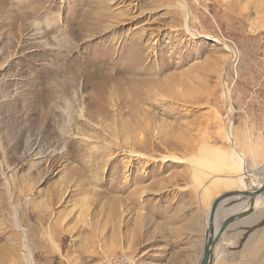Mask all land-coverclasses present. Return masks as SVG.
Segmentation results:
<instances>
[{
    "label": "rangeland",
    "instance_id": "rangeland-1",
    "mask_svg": "<svg viewBox=\"0 0 264 264\" xmlns=\"http://www.w3.org/2000/svg\"><path fill=\"white\" fill-rule=\"evenodd\" d=\"M233 149L261 176L264 0H0V264L27 247L34 264L199 263L211 203L238 188L196 160ZM241 220L214 264L264 224Z\"/></svg>",
    "mask_w": 264,
    "mask_h": 264
},
{
    "label": "bare ground",
    "instance_id": "bare-ground-1",
    "mask_svg": "<svg viewBox=\"0 0 264 264\" xmlns=\"http://www.w3.org/2000/svg\"><path fill=\"white\" fill-rule=\"evenodd\" d=\"M12 4V3H11ZM184 9V13H185V26H186V29L187 31L191 34V35H196L197 37L199 36L196 32L192 31L188 26H187V22L189 20V17H190V12L187 10V5L185 3L181 4ZM9 6V5H8ZM11 6V5H10ZM13 6V5H12ZM12 11V10H11ZM201 37V36H200ZM224 72L222 71V74ZM128 81V80H127ZM137 83V82H136ZM147 83V82H146ZM133 84V82H132ZM138 84V83H137ZM128 85V84H127ZM136 85V84H135ZM134 88V86H132ZM136 87V86H135ZM139 88V86H138ZM129 90V89H128ZM137 94L135 95L136 97L133 99V101H142L144 100V93L142 92H139L137 91L136 92ZM131 94H133L131 92ZM149 94V92H148ZM151 94V92H150ZM127 96V95H126ZM147 96V95H146ZM225 96H226V91H225ZM150 96H148L149 98ZM147 99V98H146ZM152 102V100H151ZM135 103V102H134ZM133 103V104H134ZM142 108V107H141ZM135 110V109H134ZM138 110V109H137ZM137 112V111H136ZM147 112V111H146ZM112 114V113H111ZM133 114V113H132ZM136 115V114H135ZM134 118V117H133ZM135 119V118H134ZM127 120V119H126ZM127 124V123H126ZM136 125V124H135ZM117 131V130H116ZM125 131V130H124ZM112 137V136H111ZM110 137V138H111ZM226 138H227V141L229 139H232L233 140V134H232V130L231 128H227L226 130ZM138 139V138H137ZM112 140V139H111ZM115 140V139H114ZM142 140V139H140ZM144 140V139H143ZM132 142H136V141H132ZM142 141H140L141 143ZM115 143V142H114ZM147 143V142H146ZM229 143V141H228ZM233 143V142H232ZM232 143H229L231 145H233ZM135 144V143H134ZM142 144V143H141ZM151 144V143H150ZM164 144V143H162ZM118 146V145H117ZM132 146V145H131ZM138 146V145H136ZM141 146V145H140ZM152 146V145H151ZM120 147V145H119ZM118 147V148H119ZM142 147V146H141ZM148 147V145H147ZM146 147V149H147ZM138 148V147H137ZM152 148V147H151ZM165 148V147H164ZM134 149V148H132ZM136 149V147H135ZM140 149V147H139ZM203 149V148H201ZM206 149V148H205ZM214 149V148H213ZM143 150V149H141ZM153 150V149H152ZM219 150V149H218ZM210 151L208 152V150H206V153L205 151L203 152L204 153V156H203V153L201 158L203 159H197L196 160V164L198 166V170L195 172V176L201 174V175H208L206 170H210L211 172H213V175L210 176V177H213V179L215 178H218L220 180V182L224 185V187L226 188H231V187H237L238 190L237 191H245V192H253L255 190H257L258 188H260L261 184L264 182V166H261L259 168V174H261V176H259L258 178H255L256 176L254 175V171H250L248 170V167L250 166L249 163L245 160L244 156L242 154H240L239 152H237V150L233 149V151L229 154H227L226 152L225 153H221V152H224V151ZM133 151V150H132ZM130 151V155L132 154V156H136L138 158H142L144 157L143 155L141 154H136L134 152ZM148 151V150H147ZM123 152V151H122ZM151 152V150H150ZM220 152V153H219ZM114 156V155H113ZM112 156V157H113ZM131 156V157H132ZM150 156V155H149ZM111 157V158H112ZM95 158V157H94ZM206 158L212 160L211 163H206ZM149 159V158H147ZM154 159V158H153ZM168 159H172L174 160L175 158L174 157H162V160H168ZM178 160V159H177ZM95 161V160H94ZM201 169V170H200ZM196 170V169H195ZM226 171V173L220 175V174H216L218 172H224ZM209 176V175H208ZM201 182V181H200ZM236 188V189H237ZM7 189V188H6ZM5 190V189H4ZM9 190V189H8ZM9 193V192H8ZM10 195V193H9ZM221 195V194H220ZM219 196V195H218ZM217 196V197H218ZM216 197V198H217ZM215 198V199H216ZM130 199V198H129ZM214 199V200H215ZM213 200V201H214ZM230 201H224L221 203V205H223L225 203L228 204V202H234L233 204L230 203V205L227 206V208H224L223 211H220L221 214H217L218 212V209L221 205L218 206V209L216 211V214H215V217H214V223H213V233L214 235L216 234L217 230L219 229L220 227V224L222 222V220H224L226 217L234 214V213H240V212H243L245 210H247L248 208V198H231L229 199ZM253 203H254V207L256 209L253 208V212L254 210H258V213L256 214V217L255 218H252L250 220H246L248 221V223H251V222H255L260 216H262L264 214V193L262 194H259L257 196L254 197L253 199ZM212 204V203H211ZM210 208H211V205L209 207V210H208V214H207V219H206V228H208V216H209V212H210ZM140 209V208H139ZM222 210V209H221ZM252 212V213H253ZM251 213V214H252ZM250 214V215H251ZM254 214V213H253ZM13 220V223L15 225V227L17 229H21L20 225L18 224L17 220L15 219V217L12 219ZM21 231V230H20ZM24 232V231H23ZM27 244V243H26ZM204 245V243H203ZM56 246V245H55ZM216 246V245H215ZM26 247V246H25ZM203 248V246H201ZM216 247L213 248V258H212V264H214V250H215ZM57 251H59V249L57 248ZM202 252V250H201ZM26 264H34L33 260H32V257H31V253H30V250L28 249L27 247V254H26ZM199 259H201V255L199 257ZM183 263V261H182ZM181 263V264H182ZM198 263V261L196 262ZM195 263V264H196ZM198 264H201L200 263V260H199V263Z\"/></svg>",
    "mask_w": 264,
    "mask_h": 264
},
{
    "label": "water",
    "instance_id": "water-1",
    "mask_svg": "<svg viewBox=\"0 0 264 264\" xmlns=\"http://www.w3.org/2000/svg\"><path fill=\"white\" fill-rule=\"evenodd\" d=\"M264 193V182L261 184L260 188L253 192H245V191H229L221 194L218 196L211 204L209 216H208V228L205 232V238H204V245L202 248L201 253V264H212V258H213V248L220 240L221 236L224 234L228 226L233 224L235 221H239L247 216H249L253 212L254 203L253 199L255 196ZM248 198V208L247 210L240 212V213H234L228 217H226L224 220H222L219 229L217 230L216 234L213 233V223H214V217L216 214V211L218 209V206L221 205L224 201H230L231 198ZM229 203V202H228ZM227 205V204H226Z\"/></svg>",
    "mask_w": 264,
    "mask_h": 264
},
{
    "label": "crops",
    "instance_id": "crops-1",
    "mask_svg": "<svg viewBox=\"0 0 264 264\" xmlns=\"http://www.w3.org/2000/svg\"><path fill=\"white\" fill-rule=\"evenodd\" d=\"M225 192H229V190L228 191L226 190ZM221 194H223V193H221ZM223 207H225V203L219 207L217 214H221L220 211L224 210ZM221 208H223V209L221 210ZM254 209H256V208L254 207ZM253 213L251 215L245 217L244 221L241 220L243 222V224L248 225L249 224L248 221H245V220H250L252 218H255L256 214L258 213V210L257 211L254 210ZM263 216H264V214L262 216H260L255 222H251V223L252 224L257 223ZM235 224H238V221L233 223V225H235ZM186 225H190V220L187 222ZM230 226H232V225H230ZM228 228H229V226H228ZM223 240H224V238H223ZM215 253H216V249L214 250V256H215ZM232 253H233L232 254L233 260L232 261L223 262V261L219 260L218 264H264V224H262L261 226L255 228L253 231L248 233L247 236L245 237L244 242L241 244V246L236 251H233ZM237 255L240 256V262H237L235 260V257H238Z\"/></svg>",
    "mask_w": 264,
    "mask_h": 264
},
{
    "label": "built area",
    "instance_id": "built-area-1",
    "mask_svg": "<svg viewBox=\"0 0 264 264\" xmlns=\"http://www.w3.org/2000/svg\"><path fill=\"white\" fill-rule=\"evenodd\" d=\"M225 91H228V93H230V91H229V89L226 87V83L224 82V98L226 99V97H225ZM228 96H229V99H230V94H228ZM227 102V101H226ZM229 106V107H228ZM227 107H228V116H227V121H226V123H227V126H226V128H231L232 129V126L234 125V120H233V115L235 114V113H241L242 115H245V108H240V110H238L237 112L233 109V107H232V105H231V103H230V105H228L227 104ZM232 108V112H230V109ZM246 116V115H245ZM229 141V143H232L233 142V140L232 139H229L228 140Z\"/></svg>",
    "mask_w": 264,
    "mask_h": 264
}]
</instances>
